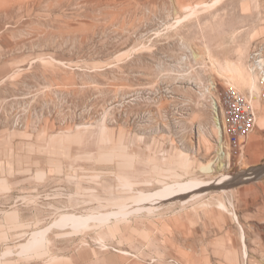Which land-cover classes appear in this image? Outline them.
I'll use <instances>...</instances> for the list:
<instances>
[{"label": "rangeland", "instance_id": "1", "mask_svg": "<svg viewBox=\"0 0 264 264\" xmlns=\"http://www.w3.org/2000/svg\"><path fill=\"white\" fill-rule=\"evenodd\" d=\"M263 92L264 0H0V264H264Z\"/></svg>", "mask_w": 264, "mask_h": 264}, {"label": "built area", "instance_id": "2", "mask_svg": "<svg viewBox=\"0 0 264 264\" xmlns=\"http://www.w3.org/2000/svg\"><path fill=\"white\" fill-rule=\"evenodd\" d=\"M264 98V92L259 94ZM255 94H243L234 86H226L221 94V108L224 129L231 151L244 153L246 139L257 126L258 108Z\"/></svg>", "mask_w": 264, "mask_h": 264}, {"label": "bare ground", "instance_id": "3", "mask_svg": "<svg viewBox=\"0 0 264 264\" xmlns=\"http://www.w3.org/2000/svg\"><path fill=\"white\" fill-rule=\"evenodd\" d=\"M198 183H199L198 181L196 182L195 180H190L183 183H179L178 185H169L159 191L154 192V194L152 193L144 194V197L159 195L160 196L159 198H165V199H172V198L175 199L176 197L188 199V197L191 198L192 196L201 194L204 191L203 188L204 187L206 188V186L208 185V183H204V184H198ZM221 183H223V181L217 182V185H221ZM227 190L228 189H224V188L220 189V191H227ZM235 217L238 220L237 214H235ZM243 236L245 237L244 231H243Z\"/></svg>", "mask_w": 264, "mask_h": 264}, {"label": "water", "instance_id": "4", "mask_svg": "<svg viewBox=\"0 0 264 264\" xmlns=\"http://www.w3.org/2000/svg\"><path fill=\"white\" fill-rule=\"evenodd\" d=\"M264 176V164L254 166L247 171H242L237 174L231 181L225 184L228 188L250 182L253 179L261 178Z\"/></svg>", "mask_w": 264, "mask_h": 264}]
</instances>
